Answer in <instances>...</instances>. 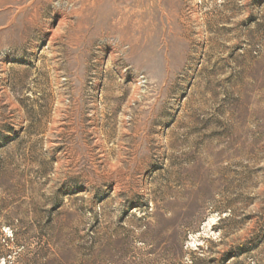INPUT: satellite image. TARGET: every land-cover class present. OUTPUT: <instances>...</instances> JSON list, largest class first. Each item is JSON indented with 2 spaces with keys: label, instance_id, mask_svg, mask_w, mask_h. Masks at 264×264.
I'll return each mask as SVG.
<instances>
[{
  "label": "rangeland",
  "instance_id": "1",
  "mask_svg": "<svg viewBox=\"0 0 264 264\" xmlns=\"http://www.w3.org/2000/svg\"><path fill=\"white\" fill-rule=\"evenodd\" d=\"M0 264H264V0H0Z\"/></svg>",
  "mask_w": 264,
  "mask_h": 264
}]
</instances>
